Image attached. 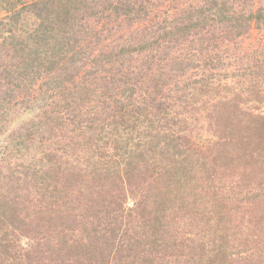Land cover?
Segmentation results:
<instances>
[{
    "label": "trees",
    "instance_id": "obj_1",
    "mask_svg": "<svg viewBox=\"0 0 264 264\" xmlns=\"http://www.w3.org/2000/svg\"><path fill=\"white\" fill-rule=\"evenodd\" d=\"M0 264H264V0H0Z\"/></svg>",
    "mask_w": 264,
    "mask_h": 264
}]
</instances>
